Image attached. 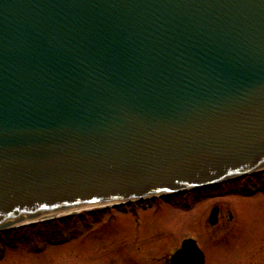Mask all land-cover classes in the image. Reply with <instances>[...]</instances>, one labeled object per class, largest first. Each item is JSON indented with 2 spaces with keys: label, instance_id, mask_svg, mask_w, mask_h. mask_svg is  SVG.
Here are the masks:
<instances>
[{
  "label": "water",
  "instance_id": "1",
  "mask_svg": "<svg viewBox=\"0 0 264 264\" xmlns=\"http://www.w3.org/2000/svg\"><path fill=\"white\" fill-rule=\"evenodd\" d=\"M261 169L264 0H0V231Z\"/></svg>",
  "mask_w": 264,
  "mask_h": 264
},
{
  "label": "rangeland",
  "instance_id": "2",
  "mask_svg": "<svg viewBox=\"0 0 264 264\" xmlns=\"http://www.w3.org/2000/svg\"><path fill=\"white\" fill-rule=\"evenodd\" d=\"M230 182L0 231V264H166L186 237L205 264H264V170Z\"/></svg>",
  "mask_w": 264,
  "mask_h": 264
},
{
  "label": "bare ground",
  "instance_id": "3",
  "mask_svg": "<svg viewBox=\"0 0 264 264\" xmlns=\"http://www.w3.org/2000/svg\"><path fill=\"white\" fill-rule=\"evenodd\" d=\"M194 189V186L192 187H188L186 188L185 190L188 191V190H192ZM181 191H184V190H179L177 191L178 192H181ZM171 193H174V192H169V193H164V194H155V195H152V196H148V197H145L143 199H150V198H156V197H160V196H163V195H167V194H171ZM135 199H132V200H128V201H113V202H106V203H102V204H93V205H89V206H83V207H77V208H71V209H67L65 211H61V212H58V213H47V214H44L42 216H40L39 218H37L35 221H39V220H43V219H47V218H51L53 216H59V215H65V214H69V213H72V212H78L82 209H86V208H89V207H92V206H116V205H120V204H123L125 202H130V201H134ZM33 221H29V222H24V223H21V224H18L16 225L17 226H21V225H26V224H29V223H32Z\"/></svg>",
  "mask_w": 264,
  "mask_h": 264
},
{
  "label": "trees",
  "instance_id": "4",
  "mask_svg": "<svg viewBox=\"0 0 264 264\" xmlns=\"http://www.w3.org/2000/svg\"><path fill=\"white\" fill-rule=\"evenodd\" d=\"M230 183L233 184L234 181H231ZM247 186H250V183H248ZM55 223H56V222H55ZM52 224H53V223H52ZM13 236L15 237V235H13ZM8 240H10V239H8ZM13 240H15V239H13Z\"/></svg>",
  "mask_w": 264,
  "mask_h": 264
}]
</instances>
